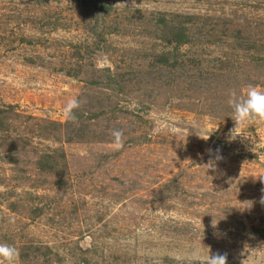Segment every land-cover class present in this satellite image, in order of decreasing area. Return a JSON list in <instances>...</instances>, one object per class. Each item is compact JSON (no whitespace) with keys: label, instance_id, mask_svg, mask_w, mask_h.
Listing matches in <instances>:
<instances>
[{"label":"rangeland","instance_id":"374dc122","mask_svg":"<svg viewBox=\"0 0 264 264\" xmlns=\"http://www.w3.org/2000/svg\"><path fill=\"white\" fill-rule=\"evenodd\" d=\"M250 84L264 0H0V243L16 264H264V121L231 136L227 103Z\"/></svg>","mask_w":264,"mask_h":264},{"label":"clouds","instance_id":"9594fccd","mask_svg":"<svg viewBox=\"0 0 264 264\" xmlns=\"http://www.w3.org/2000/svg\"><path fill=\"white\" fill-rule=\"evenodd\" d=\"M227 103L233 110L232 120L235 125L231 130V136L233 135L234 129L238 126L242 127L246 123L254 120L264 121V90L259 89L255 85H248L244 96H238L234 91L231 92ZM79 106V101L77 99H69L66 105L63 107V116L67 120L76 121L77 118L74 114V110L79 108ZM165 128L174 133L180 131V129L175 127L173 124H168L163 121L158 122V127L155 129V131L164 130ZM112 136L114 138V147L119 150L123 147V132L120 130H113ZM208 138L209 135L207 139ZM208 151L211 155L212 150ZM221 159L222 156L219 155V150L217 149L215 158L210 159L203 166L206 167L208 171H215L216 163ZM260 180L261 183L264 184V177H260ZM260 203L264 205V189H262ZM207 250L208 255L205 259L204 264H227V254H210V249L207 248ZM18 259L19 251L14 245L0 243V264H16V261Z\"/></svg>","mask_w":264,"mask_h":264}]
</instances>
